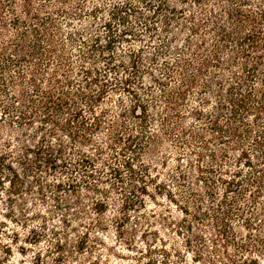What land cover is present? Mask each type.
<instances>
[{
	"label": "trees",
	"instance_id": "16d2710c",
	"mask_svg": "<svg viewBox=\"0 0 264 264\" xmlns=\"http://www.w3.org/2000/svg\"><path fill=\"white\" fill-rule=\"evenodd\" d=\"M43 1L0 0V69L6 71L14 66L13 72L19 79L26 78L31 87L30 91H15V83L9 93L15 98L19 92L28 109L15 104L6 106L2 99L0 108L15 111L14 118L19 119L15 122H39L51 140H59L57 130L64 132L69 144L58 142L56 148L55 143L46 144L44 160L50 167L69 174L67 186L71 191L84 189L91 194L96 214L107 209L109 191L103 184H114L116 192L122 190L119 155L125 151L132 154L124 155L121 164L138 185L131 184V196L121 203L122 217L116 220L119 234L128 216L125 211L141 204L143 207V194L152 197L149 185L155 191L161 187L142 160L136 170L133 160L139 159L145 144L149 147L172 137L178 143L176 147L189 149L195 157L189 167L196 171L198 184L211 183L206 190L209 203L196 218L216 229L208 237L214 250H218L221 239L223 253H227V246H233L240 253V264H259L253 255L261 250L264 237L253 231L261 230L260 222L264 221V203L263 209H256L264 197V2L251 5L248 0H177L173 5L169 0H112L104 7L100 0H48L47 7ZM184 4L190 9L185 10ZM6 12L11 14L9 19ZM53 14L69 22L74 19L75 23L61 36ZM186 15L188 30L195 38L186 39L181 55L159 63L161 78L148 73L159 84L158 96L162 98L156 96L154 105L146 104L131 85L140 72V47L134 50L124 43L141 41L144 32L166 33L176 18ZM7 21L14 24L12 34L16 38L12 42L14 52L4 56L9 42ZM33 21H38L40 27ZM21 63H25V69ZM114 91L133 97L128 109L132 116H137L138 110L143 113L139 116L140 136L131 134L125 121H118L115 115L107 118L109 109L95 110ZM192 101L198 107L191 105ZM213 104V110L207 111ZM153 106L160 115L161 136L149 128L147 108ZM189 118L196 122L185 126ZM103 124L107 125L105 129ZM100 135L108 140L97 143L95 153H87L86 148L94 145V138ZM103 154L109 156L104 158ZM176 168V177L184 180L187 172L180 165ZM9 183L13 188L10 192H16L14 181L9 179ZM187 187L193 197H198L191 185ZM220 191L233 193L234 197L247 193L253 202L249 215L242 217V226L247 230L244 234H239L227 216L233 207L239 208L233 206L236 199L226 202V209L221 211V203L227 200H217ZM165 196L175 201L171 195ZM180 208L188 212V207ZM218 211L226 215L219 218L220 222ZM195 238L199 240L201 236ZM121 240L129 244L126 238ZM6 251L11 254L8 246Z\"/></svg>",
	"mask_w": 264,
	"mask_h": 264
},
{
	"label": "rangeland",
	"instance_id": "374dc122",
	"mask_svg": "<svg viewBox=\"0 0 264 264\" xmlns=\"http://www.w3.org/2000/svg\"><path fill=\"white\" fill-rule=\"evenodd\" d=\"M100 1L105 7L106 3L112 0ZM248 1L251 5L258 1L264 2V0ZM169 2L175 5L177 0H169ZM42 3L50 7L48 0ZM183 8L190 9V6L184 4ZM5 15L6 19L11 16L8 12ZM52 16L60 27L61 36L71 27L72 22L75 23L74 19L69 22L66 17L62 18L54 14ZM69 16L72 19V16ZM188 19V15L181 19L176 18L166 33L144 32L141 35L143 38L141 41L124 43V46H132L134 50L140 47L138 49L140 72L137 73L138 76L133 79L131 85L137 96L146 104L154 105L156 96L162 98L158 96L159 84L153 82L148 73L161 78L159 63L181 55L186 46V39L195 38L188 30L190 25ZM29 22L31 23L32 20L30 19ZM37 22L33 21L37 24L36 27H40ZM6 27V33H9L6 38L9 42L4 48V56L14 52L12 42L16 38V35L12 34L14 24L7 21ZM24 64L21 63L25 69ZM12 69L15 67L12 66L6 71L0 69V84L4 82L3 86L0 85L2 89L0 99L6 106L15 104L19 108L28 109L27 102L23 103V97L19 92L15 94V98L14 95L9 96L13 90L11 85L15 83H18V86L14 88L15 91L31 89L28 80L19 79L16 71L13 72ZM120 73V77L124 76L122 71ZM42 86H46V83H42ZM209 101L212 102L213 99ZM132 103L131 95L114 91L109 97H105L95 110L98 112L102 108L109 109L107 118L115 115L118 121H125L131 134L136 133L140 136L139 123L142 121L139 116L143 113L138 110L137 116H132V113L128 111ZM191 105L198 107V104L193 101ZM213 106L214 104L208 107L207 111L213 110ZM183 108L182 105L180 109ZM147 109L150 130L161 136L158 130L160 115L157 114V108L153 106ZM15 113L10 109L3 111L0 108V264H240L238 249L227 246V253H223L221 239L218 241V250H214L208 237H211L210 232H215L216 229L196 218L209 203L206 202V190L211 187V183L198 184L196 171L193 167H189L190 163L195 162V157L189 153V149L180 150L176 147L175 144L178 143L172 137H170L171 140L149 147L145 144L141 148L139 159L133 160L135 170L139 160H142L145 167L149 168L150 175L157 179L161 187L155 191L153 186L149 185L148 192L152 194V197L143 194V207L141 204L135 210L125 211L128 216L125 223L123 222V227L119 228L123 233L119 234L116 220L122 217L119 211H123L121 203L131 196L128 194L131 184L138 185V182L131 179L130 171L121 164L124 155L132 154L125 151L124 155H119L118 167L122 174L119 185L122 186V190L116 192L114 184H103L109 191L106 200L107 209L96 214L92 209L91 194L84 189H79L77 192L71 191L67 186L70 182L69 174L60 171L59 167H50L44 160L48 148L46 144L52 146V143H55L53 144L55 148L58 142L69 144L63 135L64 132L57 130L59 140H51L47 129L45 130L39 122L34 124L32 121L29 124H23L22 121L15 122L19 120L14 118ZM118 113L122 115L118 116ZM110 118L113 119V117ZM195 122L196 120L189 118L184 124L191 126ZM103 126L105 129L107 125L103 124ZM175 132L178 133L176 130ZM126 135L127 133L124 132L123 136ZM105 140L108 139L104 135L95 137L94 145L86 148L87 153H95L93 147ZM181 151L186 153L181 155ZM108 156L102 155L104 158ZM179 165L184 172H187L184 180L176 177V167ZM9 179L14 181L16 192H10L13 188ZM178 182H183V185H179ZM57 183L60 185L56 186ZM188 185L195 189L198 197L195 198L189 193ZM219 190L221 187L218 188ZM166 193L175 201H170L165 196ZM234 195L233 193L222 194L220 191L216 198L227 200L221 203V211L226 209V202L236 199L233 206L239 208L233 207V211L227 216L231 225L239 230V234H244L247 230L242 226V217L249 215L253 202L247 193L240 197H234ZM260 199L262 202L256 204L257 210L263 209L264 197ZM180 207H188V212L185 213ZM221 211L217 213L218 222L226 216ZM260 223L261 230H254L253 233L264 237V221ZM120 235H123L122 238ZM194 235L201 238L198 240ZM125 238L129 244L121 240ZM7 246L11 249L10 255L6 251ZM253 257L259 264H264V244Z\"/></svg>",
	"mask_w": 264,
	"mask_h": 264
}]
</instances>
